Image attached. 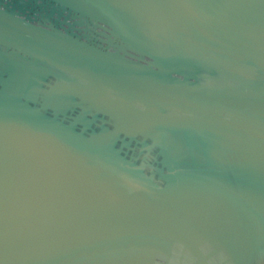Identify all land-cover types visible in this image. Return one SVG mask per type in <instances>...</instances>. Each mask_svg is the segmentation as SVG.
Listing matches in <instances>:
<instances>
[{
	"label": "water",
	"instance_id": "water-1",
	"mask_svg": "<svg viewBox=\"0 0 264 264\" xmlns=\"http://www.w3.org/2000/svg\"><path fill=\"white\" fill-rule=\"evenodd\" d=\"M0 264H264V0H0Z\"/></svg>",
	"mask_w": 264,
	"mask_h": 264
}]
</instances>
